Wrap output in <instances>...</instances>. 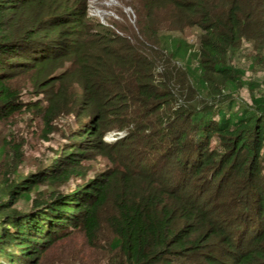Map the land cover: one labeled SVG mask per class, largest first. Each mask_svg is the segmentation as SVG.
Listing matches in <instances>:
<instances>
[{
	"label": "trees",
	"instance_id": "16d2710c",
	"mask_svg": "<svg viewBox=\"0 0 264 264\" xmlns=\"http://www.w3.org/2000/svg\"><path fill=\"white\" fill-rule=\"evenodd\" d=\"M88 1L0 0V264H264V0H145L198 46Z\"/></svg>",
	"mask_w": 264,
	"mask_h": 264
},
{
	"label": "rangeland",
	"instance_id": "374dc122",
	"mask_svg": "<svg viewBox=\"0 0 264 264\" xmlns=\"http://www.w3.org/2000/svg\"><path fill=\"white\" fill-rule=\"evenodd\" d=\"M89 16L96 18L101 23L111 26L117 29L121 34L127 36H135L136 31L139 30L138 21L140 16H156L151 21L154 24V28L159 31L162 35H170L175 37H183L185 40L190 42L192 45L198 46L201 29L197 26L188 27L184 32H181L176 28L177 24L172 16L173 14L170 7L167 8L165 5L161 10L149 11L144 8L146 4L145 0H89ZM244 63L249 62L250 59H243ZM19 128L22 130L23 124L20 123ZM40 129V128H38ZM0 131L4 134L5 127H1ZM39 135V134H38ZM112 134L106 135L107 141H113L117 139ZM38 138V139H37ZM34 144H39L42 152L46 155L53 156V153L57 150L59 144H61V138L57 134L49 142H44L41 145L39 137H34ZM38 149L30 151L29 157L26 160L25 172L31 170L38 161V159L50 158L42 156L40 153H36ZM94 167L98 170H92V174L95 171H100L106 168L107 162L99 158L94 161ZM19 206V205H17ZM105 233H103V237ZM99 239H103L100 238ZM88 245L86 244L82 235H76L70 238L58 246L52 251L45 254L42 264H88L90 260V253L88 252ZM93 264V263H92Z\"/></svg>",
	"mask_w": 264,
	"mask_h": 264
},
{
	"label": "built area",
	"instance_id": "2783aa9c",
	"mask_svg": "<svg viewBox=\"0 0 264 264\" xmlns=\"http://www.w3.org/2000/svg\"><path fill=\"white\" fill-rule=\"evenodd\" d=\"M113 136V135H112ZM115 138V137H114ZM112 140H114L113 138H112Z\"/></svg>",
	"mask_w": 264,
	"mask_h": 264
},
{
	"label": "clouds",
	"instance_id": "9594fccd",
	"mask_svg": "<svg viewBox=\"0 0 264 264\" xmlns=\"http://www.w3.org/2000/svg\"><path fill=\"white\" fill-rule=\"evenodd\" d=\"M114 141V140H113Z\"/></svg>",
	"mask_w": 264,
	"mask_h": 264
}]
</instances>
